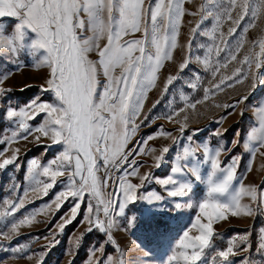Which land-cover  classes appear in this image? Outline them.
Returning a JSON list of instances; mask_svg holds the SVG:
<instances>
[{"label": "snow or ice", "instance_id": "6c2138e0", "mask_svg": "<svg viewBox=\"0 0 264 264\" xmlns=\"http://www.w3.org/2000/svg\"><path fill=\"white\" fill-rule=\"evenodd\" d=\"M227 6L215 15V24L204 35L211 38V43L204 46V56L195 57V62L200 63L206 71L211 72L213 78L220 72L221 68H227L230 61H237V53L243 47V33L235 44L229 47L220 26L224 19L232 20L233 27L229 28L228 35L236 32V26L240 24L251 9L253 21L258 14L264 13V0H226ZM185 0H0V18L14 17L18 19L15 25L14 35L5 37L0 33V51L11 48L15 50L17 44L23 43L25 27L37 34V39L32 42L34 49H44L46 54L42 63L50 69L49 78L46 83L40 85L42 91H52L55 96L53 103H41L39 97L31 100L26 106L10 108L7 116L16 118L18 121V132H13L11 139L18 137L25 141L30 136L37 144L42 143L41 137H47L51 144L63 145V150L47 165H41L38 159L29 161L26 179L33 182V191L40 189L43 185L42 195H47L57 181V177L67 175L65 190L59 192L53 203L58 211L69 198H77L71 208V215L62 224L58 225L59 231L76 218L80 211L81 203L85 195L88 196V207L84 220L89 227L105 232L107 242L115 244L111 229L115 221L113 214L119 215L129 203H134L139 198L147 199L149 203L161 200L156 193H149L146 197L138 196V190L146 181L152 178L150 172L139 175V162L132 159L128 163L129 152H125L131 137L137 132L140 124L137 123L149 91L156 86L157 75L164 66V61L172 59V52L177 47V37L181 27L182 18L187 9ZM240 8L238 18L233 19L232 12ZM202 10L207 12V9ZM105 13L107 14L105 16ZM83 16H86L85 20ZM195 16L196 12H187ZM207 15H212L208 13ZM205 19L201 15V21ZM250 21L245 26L254 27ZM196 28L191 29L196 32ZM85 31L91 35L85 36ZM142 32L140 39H124L131 34ZM219 34V36L217 35ZM106 37L107 42L100 45L99 41ZM219 39L220 43H217ZM221 44L223 46H221ZM259 47V51L246 54L239 61L241 67L236 68L230 76L221 75L219 82L212 84L210 88L204 89L203 100H208L225 87H233L234 84L243 83L249 78L253 67L258 70L264 66V40L254 41L253 48ZM95 51L98 60L89 59V53ZM225 53L223 63L220 61L221 53ZM190 59L185 58L179 68L183 71L190 64ZM119 68L120 74L114 75ZM102 72L104 82L98 79V73ZM11 73L0 76V95L11 91L4 87ZM177 76L169 75L165 84V90L173 84ZM201 77L197 75L195 81L199 82ZM251 88H255L257 77L252 76ZM192 82L191 87L196 88L197 83ZM25 87H31L26 85ZM247 99V95L241 96L233 104L224 105L225 108L235 109ZM202 101L187 104L186 107L196 109L197 104ZM219 106V105H218ZM155 107V105H153ZM183 111V109H181ZM261 111H264L262 109ZM44 113V121L38 127L33 128L29 120L35 119ZM178 115L172 112L167 115L169 120ZM243 115V111H241ZM147 120V116L144 117ZM187 116L184 117L186 121ZM221 116L217 123H222ZM143 123V121H141ZM186 124H182L180 132L183 133ZM198 130V129H197ZM38 135H35L37 134ZM160 135L171 136L162 127ZM221 136L217 129L214 133ZM149 136L147 140L153 139ZM147 140L144 143H147ZM175 141L176 138L173 137ZM238 143V141H237ZM245 148L250 149L251 157L257 153L264 156V119L259 127H252L248 133ZM220 146L210 151L208 146H203L205 159L210 161L211 172L207 178V192L205 197L198 203L199 214L191 223L190 228L198 230V235H190V230L183 231L177 248L182 249L178 253L173 250L165 264H198L205 249L209 248L214 236L219 233L214 230L216 221H223L231 216L252 215L259 208L264 207V191L257 186H245L243 178L239 177V187L233 190L226 201H221L219 196L228 192L234 179H237V168L240 157L233 156L231 162L221 168ZM7 151V149H5ZM145 152L144 147H139L137 155ZM168 152V147L161 149L160 155L155 157V166L159 167L161 161ZM19 149H15L10 158H4L0 162V169L16 162L19 158ZM194 150L188 148L184 151L187 157ZM4 153L0 152V156ZM102 161V165L100 163ZM127 164V167L124 165ZM19 166V165H17ZM103 167V178L97 175ZM251 171V162L248 165ZM180 167H174L173 172H180ZM223 172L221 179H216V173ZM119 172L120 175H115ZM46 177L50 182H44L40 176ZM139 175V184L132 183L129 177ZM111 182V184H110ZM157 183L166 187L169 196H183L187 191V185H177L172 175L167 178L158 179ZM112 187V191L105 194L103 189ZM27 195V191L25 192ZM244 196L251 198L252 204H242ZM5 203H9L5 201ZM25 204L24 199L18 203H11V212L15 213ZM255 205V207H253ZM118 206V207H117ZM51 208V204L45 209ZM35 214H31L34 218ZM202 217L207 222H202ZM135 217L129 218V225L133 224ZM28 216L19 221V224L30 223ZM17 223L11 228L16 231ZM0 236L10 239L8 232L0 233ZM55 234L53 242L43 247L50 250L55 246ZM247 244V235H238L228 241L224 250H219L217 256L223 261H229L230 256L236 255L237 244ZM259 249H264V244ZM258 249V250H259ZM3 250V249H0ZM23 249L14 248L13 253ZM104 245L99 248L90 249L89 264L96 252L103 254ZM245 252L248 248L243 249ZM119 252V246L117 245ZM44 253L40 254L39 264H43ZM111 257L108 258L111 264ZM215 257H213V262ZM96 264H101L100 258L96 257ZM119 264H125L121 259ZM244 264H250L249 258H244Z\"/></svg>", "mask_w": 264, "mask_h": 264}, {"label": "rangeland", "instance_id": "374dc122", "mask_svg": "<svg viewBox=\"0 0 264 264\" xmlns=\"http://www.w3.org/2000/svg\"><path fill=\"white\" fill-rule=\"evenodd\" d=\"M184 6L187 12H196L197 15H188L186 12L182 18L177 47L172 52V59L164 61V66L158 72L156 86L149 91L144 108L137 119L140 127L125 148V152L136 149L129 155L128 163L132 159L139 162V175L146 172L152 175V178L138 190V196L146 197L149 193H156L161 196V200L149 203L147 199L139 198L134 203H129L121 214H113L115 224L110 231L115 244L107 242L106 233L97 228L87 231L89 225L84 220L88 207L87 194L81 203L79 213L73 219L78 220L74 227L69 230L70 232L65 228L62 232L59 231L58 225L70 217L71 208L77 199L69 198L64 202L65 208L58 213V217L56 216L59 210H56L53 201L59 192L65 190L68 182L67 175L57 177L56 184L48 189L47 195H42V184L39 190H32L33 182L26 179L29 161L35 158L41 165H47L63 150V145L51 144V140L47 137H41L40 144H37L32 136L27 141L19 137L15 140L11 139L12 133L19 131L18 121L16 118L8 117L7 112L10 108L18 111L37 97L41 103H53L54 93L42 91L40 88V85L45 84L49 78L50 69L42 63L46 54L45 50L32 47L37 34L26 27L22 44H17L15 50L9 48L0 51V76L12 74L3 85L11 91L0 95V152L4 153L0 156V162L4 158H10L13 151L19 149L18 160L0 169V233L8 232L10 237L8 239L0 236V249H3L0 250V264H39L41 253H44L43 264H89L90 249L99 248L101 244L104 245L103 254L96 252L92 257V264H96V257L100 258L101 264H109V257L112 258L111 264H119L121 259L125 261V264H165L174 249L177 253L182 250L176 246L183 231L190 230V235L193 236L199 234L198 230L190 228V225L199 214L197 206L206 195L207 178L211 172V164L204 157L203 146H208L210 151L223 147L220 156L221 168L229 164L233 156L240 157L237 179L233 180L228 192L219 196L221 201H226L230 193L239 187L240 176L245 186H257L260 191H264V156L257 153L252 158L250 149L245 148L251 128L259 127L261 120L264 119V111H261L264 109V66L257 70L253 65L249 78L243 83L234 84L231 88L225 87L214 96H210L208 100H203L205 88L218 83L221 75L230 76L236 68L241 67L239 61L246 54L259 51L258 46L253 48V42L264 40V13L258 14L253 21L250 9L231 36L228 35V30L234 26L233 22L227 18L224 19L220 32L224 33L229 47L241 38L242 33L244 43L237 53V61H230L227 68H221L213 78L211 72L195 62V57L204 56L206 51L204 46L211 43V38L204 33L215 24V15L227 6L226 0H185ZM202 6L212 15H207V12L202 10ZM239 12L240 8L237 7L232 12L233 19L238 18ZM201 15L205 16L203 21H201ZM82 17L87 20L83 14ZM250 21L254 22V27L248 28L245 33L243 30ZM198 22L199 28L196 32H192L191 29L196 28ZM14 32L12 25L0 29V33L5 37L13 36ZM84 35L88 36L91 33L85 31ZM142 36V32H137L124 39H140ZM106 42V37L99 41L101 46ZM217 43H220L219 39ZM88 55L89 59H99L95 51ZM224 55L225 53L222 52L221 63L224 62ZM186 57L191 62L181 71L179 65ZM119 74L120 69L117 68L114 75ZM169 75L177 76V79L165 90ZM197 75L201 77L199 82L195 81ZM253 75L257 77L255 88H251ZM98 79L101 84L104 82L102 72L98 73ZM192 82L197 83L195 89L191 87ZM26 85L31 87L25 89ZM14 88L20 90L14 91ZM244 95H247V99L235 109L224 107V105L235 103ZM198 100L202 102L197 104L195 110L186 107L187 104ZM172 112L178 115L169 120L167 115ZM145 116L147 120L144 119ZM185 116L188 117L186 121ZM221 116H224V120L222 123H217ZM44 117L45 114L41 113L28 122L31 127L36 128L43 123ZM233 117L236 119L229 120ZM227 120L229 121L226 122ZM237 120L239 122L226 134V129ZM182 124L187 125L183 133L180 132ZM161 127L171 133V136L160 135ZM217 129L222 133L221 136L214 135ZM149 136L154 138L147 140ZM173 137L176 138L175 141ZM145 140H147L146 144ZM141 146L145 148V152L137 155ZM165 146L168 147V152L165 153L160 166L156 167L155 157L160 155L161 149ZM186 148L194 150V153L185 157ZM250 162L251 171H248ZM100 163L102 165L103 162L100 161ZM151 165L153 168L148 170L147 167ZM127 166V164L124 165V167ZM177 166L181 168V171L174 173L173 168ZM114 174L120 175L119 172ZM97 175L103 178V167ZM139 175L129 179L132 183L139 184ZM169 175L173 176L177 185H187V191L183 196H169L166 187L171 186H162L157 183L158 179L167 178ZM222 176L223 172L218 171L215 178L221 179ZM40 179L50 182L42 175ZM26 191L27 195H25ZM103 191L107 194L112 191V187ZM20 199L25 200L24 206L12 213L10 204L18 203ZM241 203L252 204V201L250 197L244 196ZM49 204L51 208L45 209V206ZM31 214H35L34 218ZM258 215H262L261 220L252 228V221ZM26 216L31 222L19 224V221ZM131 217H135V221L129 225ZM202 222H207L206 218L202 217ZM13 223L19 225L16 231L11 228ZM213 226L215 232L220 230L217 232L219 235L213 237L211 246L214 247L205 249L198 264H244L246 256L250 264H264V249H259L260 245L264 244V207L259 208L252 215H229L226 220L216 221ZM53 234H55V246L46 250L43 246L53 242ZM238 235H247V244H239L237 241L239 246L235 249L236 255L230 256L229 261L223 262L216 255L217 252L226 249L228 241ZM245 247L248 248L247 252L243 250ZM14 248L23 250L13 253L11 250ZM213 257H215L214 262Z\"/></svg>", "mask_w": 264, "mask_h": 264}, {"label": "trees", "instance_id": "16d2710c", "mask_svg": "<svg viewBox=\"0 0 264 264\" xmlns=\"http://www.w3.org/2000/svg\"><path fill=\"white\" fill-rule=\"evenodd\" d=\"M23 89H24V88H23ZM25 89H27V87H25ZM13 90L16 91V90H20V89L14 88ZM238 122H239V120H237V121H235L234 123H232V124L226 129V131H225L226 134H227L230 130H232ZM64 208H65V205H63V206L59 209V211L56 213V216H57V217H58V213H59L60 211H63ZM261 216H262V215H258V216H256V217L254 218V220L252 221V228H254L255 225L259 223V221L261 220V219H260ZM77 221H78L77 219H76V220H73L71 223H69V224L65 227V230H68V231L71 230V229L74 227V225L77 223ZM253 230H254V229H253ZM68 231H65V232H68ZM69 232H70V231H69ZM217 232H220V230L217 231ZM211 247H214V246L212 245Z\"/></svg>", "mask_w": 264, "mask_h": 264}, {"label": "crops", "instance_id": "0c3cea01", "mask_svg": "<svg viewBox=\"0 0 264 264\" xmlns=\"http://www.w3.org/2000/svg\"><path fill=\"white\" fill-rule=\"evenodd\" d=\"M18 22H19L18 19L17 18H14V17H7L6 16V17H3V18H0V29H5L6 26L8 27L9 25H12L13 26V30H15V25ZM234 119H236V117L229 118V120H231V121L234 120ZM229 120H227L226 122H228ZM151 168H153V165L147 167L148 170H150Z\"/></svg>", "mask_w": 264, "mask_h": 264}]
</instances>
